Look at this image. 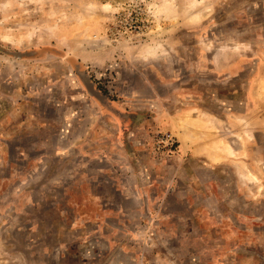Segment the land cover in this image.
Instances as JSON below:
<instances>
[{"label":"rangeland","instance_id":"374dc122","mask_svg":"<svg viewBox=\"0 0 264 264\" xmlns=\"http://www.w3.org/2000/svg\"><path fill=\"white\" fill-rule=\"evenodd\" d=\"M0 264H264V0H0Z\"/></svg>","mask_w":264,"mask_h":264},{"label":"bare ground","instance_id":"6f19581e","mask_svg":"<svg viewBox=\"0 0 264 264\" xmlns=\"http://www.w3.org/2000/svg\"><path fill=\"white\" fill-rule=\"evenodd\" d=\"M12 61V60H11Z\"/></svg>","mask_w":264,"mask_h":264}]
</instances>
